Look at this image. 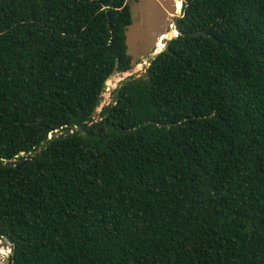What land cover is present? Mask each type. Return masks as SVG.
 <instances>
[{"label": "trees", "instance_id": "trees-1", "mask_svg": "<svg viewBox=\"0 0 264 264\" xmlns=\"http://www.w3.org/2000/svg\"><path fill=\"white\" fill-rule=\"evenodd\" d=\"M128 1L0 0L9 264H264V0L183 2L96 117Z\"/></svg>", "mask_w": 264, "mask_h": 264}, {"label": "rangeland", "instance_id": "rangeland-1", "mask_svg": "<svg viewBox=\"0 0 264 264\" xmlns=\"http://www.w3.org/2000/svg\"><path fill=\"white\" fill-rule=\"evenodd\" d=\"M132 11V25L128 28L127 47L132 57L133 67L125 74L115 73L105 83L101 94L100 105L96 110V117L101 109L112 102V94L119 83L130 75L141 77L149 67L150 62L159 54L157 47L164 51L168 43L175 36L172 26L181 17V6L177 7L174 0H129ZM183 1L181 0V4ZM161 51V52H162ZM160 52V53H161ZM141 69L137 70V66ZM9 243L0 242V252H8ZM3 260V256L0 255Z\"/></svg>", "mask_w": 264, "mask_h": 264}, {"label": "water", "instance_id": "water-1", "mask_svg": "<svg viewBox=\"0 0 264 264\" xmlns=\"http://www.w3.org/2000/svg\"><path fill=\"white\" fill-rule=\"evenodd\" d=\"M183 2H185L186 0H182ZM182 14V13H181ZM177 22H178V19L175 20V26H176V29H177ZM178 32V31H177ZM150 65V64H149ZM116 66H118V63H116ZM137 76L135 75H130L128 76L126 79H124L123 81H121L118 85V87H121L123 86L126 82L128 81H131V80H134L136 79ZM52 135H50L51 137ZM22 155H24V153H22ZM29 161H27L26 163H28ZM5 240L9 243V251L4 253V252H0V255L3 256V260L0 259V263L1 264H9L10 263V256L12 254V251L14 249V246H13V242L11 241V239L9 237H6Z\"/></svg>", "mask_w": 264, "mask_h": 264}, {"label": "bare ground", "instance_id": "bare-ground-1", "mask_svg": "<svg viewBox=\"0 0 264 264\" xmlns=\"http://www.w3.org/2000/svg\"><path fill=\"white\" fill-rule=\"evenodd\" d=\"M175 1V4L177 7H180L181 6V0H174ZM160 52L159 48L157 47V50H156V53ZM137 70H140L141 67L138 65L137 67Z\"/></svg>", "mask_w": 264, "mask_h": 264}]
</instances>
